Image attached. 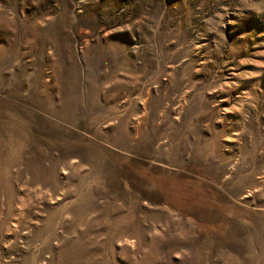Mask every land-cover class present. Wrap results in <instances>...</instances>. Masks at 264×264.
<instances>
[{
  "label": "rangeland",
  "instance_id": "374dc122",
  "mask_svg": "<svg viewBox=\"0 0 264 264\" xmlns=\"http://www.w3.org/2000/svg\"><path fill=\"white\" fill-rule=\"evenodd\" d=\"M0 264H264V0H0Z\"/></svg>",
  "mask_w": 264,
  "mask_h": 264
}]
</instances>
